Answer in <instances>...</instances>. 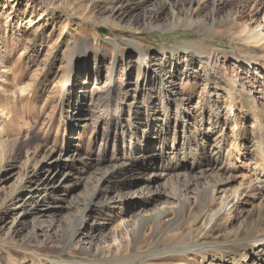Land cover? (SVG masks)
<instances>
[{"label":"rangeland","instance_id":"obj_1","mask_svg":"<svg viewBox=\"0 0 264 264\" xmlns=\"http://www.w3.org/2000/svg\"><path fill=\"white\" fill-rule=\"evenodd\" d=\"M263 14L264 0H0V264L249 263L229 246L260 234L256 212L248 218L234 202L216 222L209 214L223 184L236 189L246 164L260 162L264 39L251 31ZM181 115L191 121L187 147L144 169V157L170 148ZM218 150V168H207ZM191 162L207 171L179 215L177 172ZM95 191L118 200L94 207L70 245ZM246 195L252 209L258 200ZM140 223L138 254L118 262L112 244ZM87 235L97 260L76 248ZM190 240L208 249L171 248Z\"/></svg>","mask_w":264,"mask_h":264},{"label":"bare ground","instance_id":"obj_2","mask_svg":"<svg viewBox=\"0 0 264 264\" xmlns=\"http://www.w3.org/2000/svg\"><path fill=\"white\" fill-rule=\"evenodd\" d=\"M253 32L256 33L255 37H254V38H256L255 41H258L259 37H261L262 40L264 39V14L262 16L260 23L257 25L256 29H253L251 31V33H253ZM135 46H136V48H138V51L142 55L141 56L142 62L144 64H146L147 63L146 62L147 56L144 54V51L139 46H137V45H135ZM189 48L190 47H186V51H189L190 50ZM199 53H200V56L206 57V56L202 55L201 52H199ZM210 54L211 53L207 54V60L205 59L206 61H204L207 65L209 64V60L211 58ZM215 72L213 73V76L215 75ZM173 93H175V91ZM231 115L233 116V118L236 117L234 111L231 112ZM119 117H120V114L118 116H116V119L119 120L120 119ZM171 124H173V134H174L173 136L175 137L174 142L172 143V145L170 146L169 149L167 148V150H166V148L162 146L161 148H159V152L152 154L153 156L149 155L147 157H144V159H143L144 169L147 167L152 168V161L153 160L162 159V157L164 155L168 154V152H170V151L171 152L174 151L173 154L177 155V153L180 149L187 147V145L189 144L190 139H189L188 133H189L190 128H191L190 119L189 118L185 119L181 115L179 119L175 118L174 122L173 123L171 122ZM168 125H170V121H168L167 126ZM261 125L262 124H260V126ZM262 127H263V125H262ZM262 134H263V136L261 135L262 139L259 142V146H260V149L262 152L261 153L259 150V152L261 153L260 162L255 163L254 167L253 166L251 167V165L248 163L246 164L247 171H250V172H249V174H246L242 177V179L238 182V186L236 189L231 191L226 184H223V186L218 190V200H219V202L217 203L218 205L209 214V216L211 217L210 218L211 222H216L220 218V216H222L224 214V212H225V210H227L228 206L232 205L234 202L236 203L234 205V207L237 206L238 208H242L243 211L245 210L248 218H252L253 216H255V212H256V214H257L256 223H257V226L260 227V234L252 235V236H248L249 234L248 235L246 234L241 240H239L235 243H231L229 246V250L231 252L236 254V256L243 257L245 259V261L246 260L248 261V259H249V263H244L239 259L238 262L235 264H257V263L264 264V133H262ZM203 137H204V139L213 140V141L215 138V136H213L211 130H207L206 132H203ZM154 138H155V140H159V141L164 140V136H161V135L155 136V137H153V139ZM177 138L182 139L181 143H179V144L176 143ZM219 151L220 150H218V152H216L217 156L215 157L214 162L212 163L211 167H207V168L213 169V167L214 168L217 167L216 163H217V160L219 158V155H218ZM174 157H176V156H173L171 158H174ZM146 158H148V159H146ZM256 161H258V160H256ZM203 164H204L203 162H200V163L198 162L197 164L196 163L194 164L193 162H191L189 164H180L179 165L180 169H178L177 175L179 177H184V181H185V185H179V186H183L185 188V189H181L179 197L177 199L179 201L178 203L180 205V208L178 210L179 215H181L185 212L186 203L189 202V200L186 199V194H187V192H189L188 190H190V188H191V182L197 181V180H195L196 178L203 177L204 174H206L207 169H204L205 171L203 170V168H202ZM173 168L176 169V165H174ZM106 172L107 171H105V173ZM189 173H195L194 176L192 175L194 178L189 177L190 176ZM51 175L53 176L54 174L50 173L47 177L43 178V183H45V182L46 183H50V182L52 183V180L54 179V177L51 180V177H52ZM208 175H209V179L214 178V176H218L217 174L212 173L211 170H209ZM139 177L142 178L143 176L141 175ZM192 178H193V180H192ZM232 178L233 177H228L225 179L226 182H228L227 184L233 182L234 179H232ZM247 191H249V195H246V196H250L251 198L258 200L257 205H253V207L251 206L252 209H248V208L246 209V206H245L246 203H249V202L251 203L250 199L243 198L244 197L243 195ZM160 193L165 194L163 191H150L148 196H150V199L156 200ZM129 194H131V193H129ZM129 194H127V195H129ZM203 195H205V194H203ZM98 197H99L98 192H96V191L92 192L90 194L89 198L86 199L85 202L83 203L79 217L76 220V222L73 223V225L70 229V233H69L70 245L75 244L74 242L76 241L78 236L82 233L83 229L88 225L87 216L90 213V211L93 210L94 207L102 205L103 203L112 204L118 200L116 197H113V198H109V200H106L107 202L106 201L101 202V201L97 200ZM190 213H191V211H190ZM190 213L188 215H190ZM227 213H228V211H227ZM96 223L100 224L97 221H96ZM139 234H145L143 223H140L133 230V232L131 234H129V236H127L125 243H123V241L120 240V241H116L115 243L112 244L111 251L114 253L113 257L118 262H127L128 260H131L132 257H134L138 254L136 251L135 243L137 244L139 242V238L141 236V235L139 236ZM87 236H88V240H86L84 242V245L81 247L80 246L76 247V248H78L82 253L88 254L90 256L91 260H97L98 259L97 257H100V253L96 252V251L94 253L92 252V250L94 249V246H95V242H94L95 235H90V236L87 235ZM226 237H229V235ZM132 245H134V246L132 247ZM185 247H188V250L195 252V253H198V254H201V255L204 254V251L208 249V246H206V245L202 246L201 244H198L197 240H195V241L190 240L188 242L184 241L181 243V245H178V246L174 245L171 248L176 250V249H182ZM165 248H167V246L163 243L161 246H157L154 249V251L165 249ZM205 257H206V255H205ZM225 259H226L225 257L215 258L211 264H226ZM73 264H75V263H73Z\"/></svg>","mask_w":264,"mask_h":264}]
</instances>
